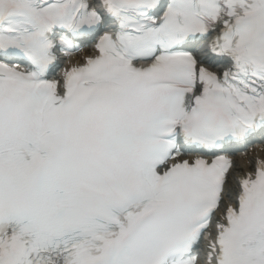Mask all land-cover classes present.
I'll return each instance as SVG.
<instances>
[{
	"label": "snow or ice",
	"instance_id": "snow-or-ice-1",
	"mask_svg": "<svg viewBox=\"0 0 264 264\" xmlns=\"http://www.w3.org/2000/svg\"><path fill=\"white\" fill-rule=\"evenodd\" d=\"M0 264H264V0H0Z\"/></svg>",
	"mask_w": 264,
	"mask_h": 264
},
{
	"label": "bare ground",
	"instance_id": "bare-ground-1",
	"mask_svg": "<svg viewBox=\"0 0 264 264\" xmlns=\"http://www.w3.org/2000/svg\"><path fill=\"white\" fill-rule=\"evenodd\" d=\"M253 151V150H252ZM256 151H258V149H256Z\"/></svg>",
	"mask_w": 264,
	"mask_h": 264
}]
</instances>
